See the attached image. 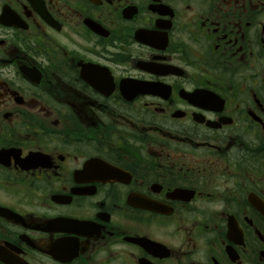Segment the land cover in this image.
Listing matches in <instances>:
<instances>
[{
  "label": "flooded vegetation",
  "instance_id": "flooded-vegetation-1",
  "mask_svg": "<svg viewBox=\"0 0 264 264\" xmlns=\"http://www.w3.org/2000/svg\"><path fill=\"white\" fill-rule=\"evenodd\" d=\"M0 264H264V0H0Z\"/></svg>",
  "mask_w": 264,
  "mask_h": 264
}]
</instances>
